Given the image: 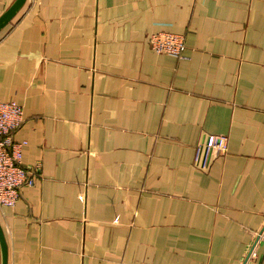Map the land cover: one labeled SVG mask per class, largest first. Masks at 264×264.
Returning <instances> with one entry per match:
<instances>
[{
	"label": "crops",
	"instance_id": "1",
	"mask_svg": "<svg viewBox=\"0 0 264 264\" xmlns=\"http://www.w3.org/2000/svg\"><path fill=\"white\" fill-rule=\"evenodd\" d=\"M0 101L42 163L0 208L8 264H264V0H27L0 30ZM204 134L229 137L207 170Z\"/></svg>",
	"mask_w": 264,
	"mask_h": 264
},
{
	"label": "built area",
	"instance_id": "2",
	"mask_svg": "<svg viewBox=\"0 0 264 264\" xmlns=\"http://www.w3.org/2000/svg\"><path fill=\"white\" fill-rule=\"evenodd\" d=\"M150 47L159 54L185 58L186 36L171 31L153 32ZM25 122L24 107L15 101H0V208L14 207L21 197V188L33 186L42 170V163L23 165V148L27 141L16 142L14 132ZM229 150L227 135L204 134L196 146L194 164L207 170L216 157Z\"/></svg>",
	"mask_w": 264,
	"mask_h": 264
},
{
	"label": "water",
	"instance_id": "3",
	"mask_svg": "<svg viewBox=\"0 0 264 264\" xmlns=\"http://www.w3.org/2000/svg\"><path fill=\"white\" fill-rule=\"evenodd\" d=\"M27 0H15L12 5L0 16V30L20 11ZM0 250L1 264H8V247L5 234L0 223Z\"/></svg>",
	"mask_w": 264,
	"mask_h": 264
},
{
	"label": "rangeland",
	"instance_id": "4",
	"mask_svg": "<svg viewBox=\"0 0 264 264\" xmlns=\"http://www.w3.org/2000/svg\"><path fill=\"white\" fill-rule=\"evenodd\" d=\"M182 34V33H181ZM199 142V141H198ZM197 146V145H196Z\"/></svg>",
	"mask_w": 264,
	"mask_h": 264
}]
</instances>
